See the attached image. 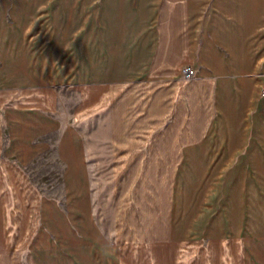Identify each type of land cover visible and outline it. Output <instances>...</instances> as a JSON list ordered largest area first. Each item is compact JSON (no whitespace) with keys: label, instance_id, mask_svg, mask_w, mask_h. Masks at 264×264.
Segmentation results:
<instances>
[{"label":"crops","instance_id":"crops-1","mask_svg":"<svg viewBox=\"0 0 264 264\" xmlns=\"http://www.w3.org/2000/svg\"><path fill=\"white\" fill-rule=\"evenodd\" d=\"M103 149L115 238L89 231ZM41 162L69 264H264V0H0V181Z\"/></svg>","mask_w":264,"mask_h":264},{"label":"rangeland","instance_id":"rangeland-1","mask_svg":"<svg viewBox=\"0 0 264 264\" xmlns=\"http://www.w3.org/2000/svg\"><path fill=\"white\" fill-rule=\"evenodd\" d=\"M183 76L185 77L184 73ZM141 91V87H135L129 91L133 94L129 95H141ZM153 93H156V87L150 91L149 96L151 99ZM120 104L123 105V102H120ZM133 104L132 102H124L127 108H131ZM97 124L99 134L96 136V134L92 133L93 135L91 137L94 145L99 148L103 143L102 140H108L107 115L104 114ZM103 150L104 157L101 159L98 158L100 162L102 161L103 165L100 166L98 162V164L93 167L95 173V182H93L95 203L91 221L97 225L95 227L96 232H94L93 229H89V231H91V234L95 233L98 237L105 236L115 238L119 237L121 231L117 230L116 233L114 227L117 222L111 202V188L113 186L110 175L111 167L108 166V156H106L107 153H105L107 151ZM43 163L45 162L24 167L22 170L21 167L10 166L7 168L5 167V170L1 171L19 178V180L15 182L0 181V264H69L66 258L67 253L63 251L60 240L63 233L67 232L68 219L74 222L71 225H76L77 217L75 215H70V217H68L65 210L64 213L61 212L62 203L59 206V210L50 204V206L45 208L48 212H45L42 204L43 199L40 197V191L61 193V183L40 180V178L45 177V170L57 168L42 165ZM22 171L29 174V176L31 175L33 182L28 181L26 179L28 175L23 174ZM20 179H22V181ZM16 192H22L23 196H25L27 205L26 210L14 207L13 196ZM162 198L161 192H152L151 200L153 204L157 202L158 205H161ZM61 199L62 198L59 199L60 202H62ZM135 201L137 202V206L134 209V214L128 215V221L132 223L135 228L132 234L139 240L135 242L140 244L142 243L140 240L142 232L140 225L142 224L143 215L141 213V203L137 200L136 196ZM23 211H25V214ZM155 211H153L154 220H156L158 216ZM121 221L120 219L118 220V222ZM31 237H33V239ZM72 237H77V232L73 233ZM31 239L33 242L32 244H30ZM65 248L67 249V247ZM134 264L142 263L138 261L134 262Z\"/></svg>","mask_w":264,"mask_h":264},{"label":"built area","instance_id":"built-area-1","mask_svg":"<svg viewBox=\"0 0 264 264\" xmlns=\"http://www.w3.org/2000/svg\"><path fill=\"white\" fill-rule=\"evenodd\" d=\"M183 73H184L185 77L191 78L194 76L195 70H194V68H191V67H185V69L183 70Z\"/></svg>","mask_w":264,"mask_h":264}]
</instances>
